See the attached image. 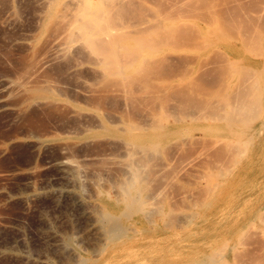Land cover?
I'll list each match as a JSON object with an SVG mask.
<instances>
[{"label": "rangeland", "instance_id": "374dc122", "mask_svg": "<svg viewBox=\"0 0 264 264\" xmlns=\"http://www.w3.org/2000/svg\"><path fill=\"white\" fill-rule=\"evenodd\" d=\"M70 1L0 0V264H264V0Z\"/></svg>", "mask_w": 264, "mask_h": 264}, {"label": "bare ground", "instance_id": "6f19581e", "mask_svg": "<svg viewBox=\"0 0 264 264\" xmlns=\"http://www.w3.org/2000/svg\"><path fill=\"white\" fill-rule=\"evenodd\" d=\"M68 1H70V0H68ZM76 2V4L78 3L77 1H75V0H71L69 3H71V2ZM87 3H90L91 2V0H85ZM73 2H72V4H73ZM79 2H80V0H79ZM82 2V1H81ZM46 3V2H45ZM83 3V2H82ZM80 4V3H79ZM78 5V4H77ZM90 11V10H89ZM89 11H87V13H89ZM87 15V14H86ZM89 17V16H88ZM41 142V141H40ZM39 143V142H38ZM61 165H63L64 164V162H62L61 161V163H60ZM131 171H133V170H131ZM136 172V171H135ZM139 172V171H138ZM131 173V172H130ZM133 173V172H132ZM131 173V174H132ZM137 173V172H136ZM136 173H133V175L136 177L137 176V174ZM69 173H67V175H68ZM130 174V175H131ZM136 174V175H135ZM138 174H140V173H138ZM69 176H70V174H69ZM139 176V175H138ZM137 176V177H138ZM70 178H72V176L70 177ZM69 178V179H70ZM129 178V177H128ZM133 178V177H132ZM139 178V177H138ZM138 178H134L132 181H130V182H127V184H124L125 185V187L123 186V184H121V187H122V189H121V195H122V197H121V199L125 202L124 204H125V208L122 210L121 209V211H122V213L121 212H119V213H121V215H117V216H114V215H111V214H109L108 212L106 213V212H104V213H100V215H101V218L99 219V220H101V224H100V228H101V230H102V233L104 234V236H105V239L106 240H115V239H118L119 237H121L122 235H124L126 232H127V228H128V226H127V228H126V225H125V219L126 218H128V217H131V214H133V213H135L136 211H139L141 208H143L144 207V205H143V202L144 201H142L141 199V194H140V192H139V190H138V186H139V180H138ZM141 178H143V177H141ZM131 179V178H130ZM129 179H127V181H128ZM122 183V182H121ZM142 186H144V185H142ZM133 190H134V192H133ZM147 204V203H146ZM149 205V204H148ZM159 205V204H158ZM123 206V205H122ZM145 209V208H144ZM155 209H157V208H155ZM107 210H108V208H107ZM142 210V209H141ZM109 211V210H108ZM158 211V210H157ZM113 211H111V213H112ZM116 212V211H115ZM139 212H141V211H139ZM145 212V211H144ZM137 213V212H136ZM113 214V213H112ZM150 215H151V213H149ZM148 214V215H149ZM160 214V213H159ZM146 215V214H145ZM152 215H153V213H152ZM166 215V214H165ZM138 217H139V215H138ZM143 217V216H142ZM146 217V216H145ZM149 217V216H148ZM141 218V217H140ZM158 218H160V216L158 217ZM146 222V221H145ZM128 224H130V226H132L131 225V223H128ZM166 226V225H165ZM133 228H135L134 226H133ZM129 229H131L132 230V228H130L129 227ZM139 229V228H138ZM152 229V228H151ZM130 230V231H131ZM135 230V229H134ZM133 231V230H132ZM102 235V234H101ZM173 236V235H172ZM170 237V236H169ZM151 238V237H150ZM104 239V238H103ZM153 239V238H152ZM169 239H171V238H169ZM135 240H137V239H135ZM131 241V240H130ZM156 241V240H155ZM167 241V240H166ZM151 242H153V241H151ZM169 242V241H168ZM131 243V242H130ZM133 243V242H132ZM149 243V242H148ZM164 243V242H163ZM156 244V243H155ZM105 246V245H104ZM103 246V247H104ZM126 247V246H125ZM121 248H123V245H122V247ZM142 248V247H141ZM114 249V248H113ZM129 250H130V248H128ZM147 249V248H146ZM99 251V250H98ZM119 251H120V249H119ZM212 251H214V250H212ZM100 252V251H99ZM122 252H124V251H122ZM208 252V251H207ZM215 252H216V250H215ZM215 252H213V255L215 254V256H216V253ZM112 253V252H111ZM121 253V252H120ZM97 254V253H96ZM82 257V256H81ZM210 257V259H212L211 257H212V255L211 256H209ZM85 257H83V258H81V259H83V260H81L80 259V262H79V264H81L82 262L81 261H85V259H84ZM129 258V257H128ZM215 258V257H214ZM214 258H213V260H214ZM125 259V258H124ZM216 259V258H215ZM118 260V259H117ZM217 260H218V258H217ZM217 260H215L214 262H216L217 263ZM79 261V260H78ZM87 261V260H86ZM107 262V261H106ZM211 262H213V261H211ZM210 262V264H213V263H211ZM108 263V262H107ZM209 263V262H208ZM78 264V263H77ZM82 264H84V263H82ZM105 264V263H104ZM204 264V263H203ZM215 264V263H214Z\"/></svg>", "mask_w": 264, "mask_h": 264}]
</instances>
